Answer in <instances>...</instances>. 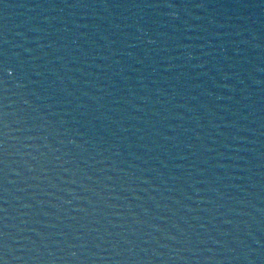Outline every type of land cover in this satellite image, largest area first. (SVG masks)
Instances as JSON below:
<instances>
[{"label": "water", "instance_id": "1", "mask_svg": "<svg viewBox=\"0 0 264 264\" xmlns=\"http://www.w3.org/2000/svg\"><path fill=\"white\" fill-rule=\"evenodd\" d=\"M0 264H264V0H0Z\"/></svg>", "mask_w": 264, "mask_h": 264}]
</instances>
